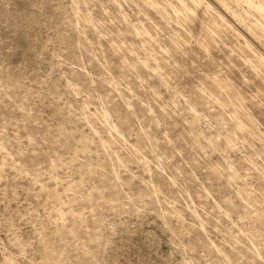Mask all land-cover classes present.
I'll use <instances>...</instances> for the list:
<instances>
[{
  "label": "rangeland",
  "instance_id": "rangeland-1",
  "mask_svg": "<svg viewBox=\"0 0 264 264\" xmlns=\"http://www.w3.org/2000/svg\"><path fill=\"white\" fill-rule=\"evenodd\" d=\"M261 24L0 0V264H264Z\"/></svg>",
  "mask_w": 264,
  "mask_h": 264
},
{
  "label": "bare ground",
  "instance_id": "bare-ground-1",
  "mask_svg": "<svg viewBox=\"0 0 264 264\" xmlns=\"http://www.w3.org/2000/svg\"><path fill=\"white\" fill-rule=\"evenodd\" d=\"M238 1V0H235ZM247 4L264 19V7L258 4H255L252 0H247ZM259 33L264 34V24L258 26Z\"/></svg>",
  "mask_w": 264,
  "mask_h": 264
}]
</instances>
